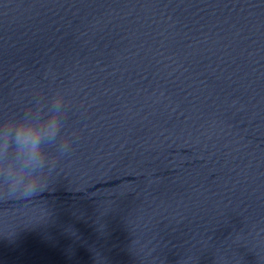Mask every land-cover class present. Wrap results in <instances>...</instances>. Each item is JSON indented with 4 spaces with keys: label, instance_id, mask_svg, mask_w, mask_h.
I'll use <instances>...</instances> for the list:
<instances>
[{
    "label": "water",
    "instance_id": "obj_1",
    "mask_svg": "<svg viewBox=\"0 0 264 264\" xmlns=\"http://www.w3.org/2000/svg\"><path fill=\"white\" fill-rule=\"evenodd\" d=\"M54 95L0 264H264V0H0V121Z\"/></svg>",
    "mask_w": 264,
    "mask_h": 264
},
{
    "label": "clouds",
    "instance_id": "obj_2",
    "mask_svg": "<svg viewBox=\"0 0 264 264\" xmlns=\"http://www.w3.org/2000/svg\"><path fill=\"white\" fill-rule=\"evenodd\" d=\"M62 106L63 97L54 95L43 108L29 109L0 121V153L18 156L23 161L19 170L14 165L4 169L6 184L21 183L27 193L37 194L49 160L48 146L57 145L63 135ZM73 142L69 137L61 147L68 150Z\"/></svg>",
    "mask_w": 264,
    "mask_h": 264
}]
</instances>
